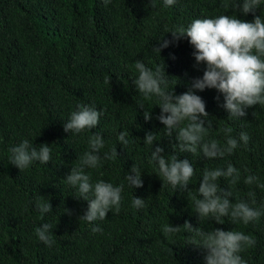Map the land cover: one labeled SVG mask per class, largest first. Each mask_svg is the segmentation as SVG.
<instances>
[{
	"label": "trees",
	"instance_id": "trees-1",
	"mask_svg": "<svg viewBox=\"0 0 264 264\" xmlns=\"http://www.w3.org/2000/svg\"><path fill=\"white\" fill-rule=\"evenodd\" d=\"M154 2L155 7L149 0H110L107 6L102 0H0V264H205L204 250L186 244L187 233L181 230L166 237L161 230L165 224L182 226L185 221L194 228L251 235L255 245L240 255L246 264H264V216L248 225L232 224L227 218L224 224L200 223L193 206L204 169L226 168L229 163L241 172L230 201L251 204L252 191L256 199L252 206H264V188L243 182L251 174L264 184V106L246 109L243 118H230L222 107V94L215 89L197 91L213 124L206 139L225 145V128H231L236 139L241 132L250 137L247 146L241 144L231 155L206 159L174 152L175 134L163 135L157 98L143 100L133 83L137 60L153 70L164 64L169 90L174 87L177 95L186 92L193 80L202 77L204 65H196L187 39L160 54L154 52L162 35L172 39L165 30L221 14L247 22L254 16L226 12L221 0H176L170 7L163 0ZM255 15H264V5ZM78 105L101 112L98 126L66 133L64 123ZM147 109L151 119L145 121ZM121 131L128 133L127 148L117 139ZM148 132L158 135L153 149L160 146L163 155L177 154L193 164L190 194L163 186L157 166L149 163L151 148L144 144ZM94 133L104 138L101 156L116 147L118 157L102 159L99 167L89 169L91 182L123 185V191L118 214L109 211L106 219L89 224L79 219L88 202L74 197L76 189L65 178L89 150ZM25 139L37 148L47 144L51 160L33 162L23 171L10 164V149ZM134 164L142 174L140 188H131L125 179ZM219 183L228 190L227 180L221 178ZM40 195L52 205L43 216L36 208ZM133 197L145 200V206L132 207ZM43 223L53 225L51 247L35 234ZM93 227L101 231L93 232Z\"/></svg>",
	"mask_w": 264,
	"mask_h": 264
},
{
	"label": "clouds",
	"instance_id": "clouds-1",
	"mask_svg": "<svg viewBox=\"0 0 264 264\" xmlns=\"http://www.w3.org/2000/svg\"><path fill=\"white\" fill-rule=\"evenodd\" d=\"M105 6L110 0H102ZM176 0H163L165 7L173 6ZM149 4L155 7L154 0ZM264 0H221V7L226 12H241L244 15L252 13L254 19L247 22L238 19L236 15L221 14L213 18H196L187 26L179 25L170 33L172 39L159 38V47L153 51L160 54L161 50L169 47L174 42L187 39L193 47V56L196 65H204L203 75L192 81L188 90L182 94H175L174 87L169 90V80L163 67L156 66L155 70L147 67L142 61L135 62L138 76L133 80L135 88L143 98L148 101L157 98L155 106L160 108L159 122L165 126L163 135L171 138L175 134L177 141L172 147L174 152L202 155L206 159L223 158L231 155L235 149L243 144L248 145L250 137L246 132L239 134V139L231 135L232 129L225 128L226 143L221 145L215 139H206L209 129L213 127L206 104L197 91L215 89L223 95L222 107L229 113L230 118H243L247 115L246 109L256 105L264 106V15H255L256 10L262 8ZM175 86V85H174ZM219 100V96L216 97ZM138 107L145 108L143 103ZM151 109V108H150ZM144 111V119H151V111ZM101 112L92 106L78 105L77 110L71 112L69 119L64 123V131L71 134L82 133L85 129H94L98 126ZM128 133L121 131L117 137L120 145L127 148ZM157 134L148 132L144 137V144L150 146L149 163L158 168L157 175L164 184L170 185L175 191L191 193L188 188L195 175L193 164L188 159L180 160L177 154L163 155L164 149L156 146ZM160 139V138H159ZM89 150L80 156L77 166L71 168L65 178L66 182L76 189L77 200L88 202L87 211L79 219L91 224L96 220H104L109 211L119 213L121 210L123 185L114 186L103 180L91 182L89 169L101 165V160H115L118 157L116 147L110 152L101 150L105 147L101 134L94 133L88 141ZM9 163L20 171L27 169L33 162L47 164L51 160V149L47 144L33 147L25 139L10 149ZM247 171V169H245ZM142 174L136 164L126 174L131 188L143 186ZM224 178L228 181V190L221 187L219 181ZM241 172L231 163L226 168L207 169L202 173V179L197 190L199 198H193L195 214L200 223L213 220L216 224H224L225 218L232 224L242 223L248 225L260 220L264 216V206L255 205V192L250 191L248 197L251 204L245 200L231 202L232 188L240 181ZM258 177L247 175L244 184L258 183ZM145 206V200L133 197L132 207L140 209ZM36 208L41 216L52 211L50 200L43 196L36 198ZM69 213L68 209H64ZM53 225L43 223L35 228V234L45 245L51 247L54 240L51 236ZM162 232L167 237L179 233H187L186 244H191L204 250L205 264H246L240 253L255 245V239L242 231H225L221 228L204 230L202 227L194 228L188 221L182 226H172L170 223L162 226ZM93 232H99V227H93Z\"/></svg>",
	"mask_w": 264,
	"mask_h": 264
}]
</instances>
